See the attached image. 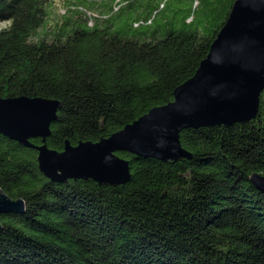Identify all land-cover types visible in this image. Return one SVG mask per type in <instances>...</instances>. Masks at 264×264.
<instances>
[{
	"label": "trees",
	"instance_id": "trees-1",
	"mask_svg": "<svg viewBox=\"0 0 264 264\" xmlns=\"http://www.w3.org/2000/svg\"><path fill=\"white\" fill-rule=\"evenodd\" d=\"M52 1L0 0V22L7 23L0 29V99L61 101L47 138L58 151L67 140L110 137L172 101L235 2L202 34L192 14L183 28L154 26L157 17L164 25L166 4L151 0L128 35L113 30V21L140 0H112L107 18L86 5L93 0H61L62 24L40 30ZM180 140L192 158L167 162L120 151L131 180L101 185L51 180L36 149L0 133V188L25 201L24 212L0 213V264H264V193L251 181L255 172L264 175V90L255 118L187 128Z\"/></svg>",
	"mask_w": 264,
	"mask_h": 264
},
{
	"label": "water",
	"instance_id": "water-1",
	"mask_svg": "<svg viewBox=\"0 0 264 264\" xmlns=\"http://www.w3.org/2000/svg\"><path fill=\"white\" fill-rule=\"evenodd\" d=\"M264 90V0H235L229 16L193 77L178 86L174 99L97 142L66 141L62 151L47 138L63 103L56 99L20 96L0 99V133L38 151L44 175L56 182L92 179L120 185L132 178L131 163L118 152L180 161L193 154L183 148L187 128L249 121L259 112ZM41 138V144L31 141ZM264 193V175L251 176ZM25 201L0 188V213L24 212ZM4 228L0 222V229Z\"/></svg>",
	"mask_w": 264,
	"mask_h": 264
},
{
	"label": "rangeland",
	"instance_id": "rangeland-1",
	"mask_svg": "<svg viewBox=\"0 0 264 264\" xmlns=\"http://www.w3.org/2000/svg\"><path fill=\"white\" fill-rule=\"evenodd\" d=\"M96 1H103V9L94 8V4ZM112 0H93L88 1L86 5L93 9L96 16H102V18H107L110 14L108 5ZM211 1H213L211 3ZM228 3L229 0H165L166 8H165V21L164 25L162 24L161 18H156L154 22V26L161 25L165 26V28L172 27L174 29L185 27L184 20L189 15L192 14L191 18H194V23L192 25L194 27H198L200 31L203 33H208V31L218 22V17L220 12L223 10L222 6L225 3ZM153 1L151 0H140L136 6H133L129 9H123V11L116 17L113 21V30L118 31L122 30L128 33V35H133L134 30H127L130 21L136 17H143L146 13V9L152 6ZM65 4L61 0H54L50 5L47 6L48 17L47 21H45L44 27L40 28L43 30L45 27L52 26L53 28H57L59 24H62L61 16H63V8ZM145 9V10H139ZM222 9V10H221ZM192 20V19H191ZM7 23L0 22V29L6 26ZM146 26L142 25L141 29H144ZM68 31L72 29L71 26H67Z\"/></svg>",
	"mask_w": 264,
	"mask_h": 264
}]
</instances>
